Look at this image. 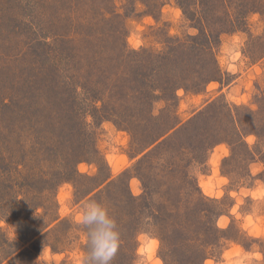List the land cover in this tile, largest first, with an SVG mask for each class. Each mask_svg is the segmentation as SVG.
Returning a JSON list of instances; mask_svg holds the SVG:
<instances>
[{
	"label": "rangeland",
	"instance_id": "rangeland-1",
	"mask_svg": "<svg viewBox=\"0 0 264 264\" xmlns=\"http://www.w3.org/2000/svg\"><path fill=\"white\" fill-rule=\"evenodd\" d=\"M149 2L0 0V80L7 79L10 83L13 76L14 82L21 80L17 84V99L7 109L0 107V264H83L88 252L87 229L76 224L75 217L85 201L99 202L98 197L77 194L73 182H63L43 195L37 193L43 186L39 174L30 177L26 186H18L16 179L10 184L11 175L12 178L24 177L26 172L29 175L30 169L36 172L48 169L52 160L63 159L71 144L76 148L82 145L86 159L77 168L90 176H102L99 173L102 166L112 176H118L141 156L132 158L133 138L128 130L112 120L95 122L79 105L77 110L76 105L70 107L76 123L71 122L63 132L58 128L54 131L51 122L46 126L43 123L38 132L31 131L26 119L33 117L36 105L56 111L60 107L58 98L41 87L45 78L39 77V66L50 63L46 60L48 57L43 58V53L52 48L42 43L41 36L52 35L57 30V26H52L55 22L49 23V16L58 13L60 19L68 21L75 11L89 15L98 34H110L115 29L123 34L128 49L138 51L143 48L158 50L168 38L198 33L178 0H157L152 6ZM53 38L55 35L49 40ZM62 44L64 47L71 45L61 42L59 46ZM216 56L221 68L219 81L208 83L200 92L180 89L174 106L158 100L155 113L166 118L172 111L178 120L185 122L212 100L253 110V118L247 117L248 130L252 132L245 137L255 150L253 160H242L239 156L223 167L224 159L232 157L230 145L223 142L208 152L206 163L195 160L188 170L196 178L201 193L221 202L217 206L223 208V214L215 222L229 229L227 234L231 237L208 255L205 264H264V146L261 147L263 153L256 150L261 140L253 133L257 123L261 119L264 122V15L249 14L243 28L222 33ZM25 87H29L30 92L24 90ZM29 97L33 98V103L27 102ZM223 118L227 120V116ZM40 139L42 143L38 144ZM129 184L135 195L142 194L139 179L131 178ZM41 203L45 209L40 208L35 216L31 209ZM54 216L59 218L56 223H52ZM150 223L151 220L143 224L134 244L130 242V235L123 233L124 242L120 240V243L125 247L121 248L120 244L121 252L118 250L112 264H166L157 230ZM128 240L130 244L126 243Z\"/></svg>",
	"mask_w": 264,
	"mask_h": 264
},
{
	"label": "trees",
	"instance_id": "trees-1",
	"mask_svg": "<svg viewBox=\"0 0 264 264\" xmlns=\"http://www.w3.org/2000/svg\"><path fill=\"white\" fill-rule=\"evenodd\" d=\"M156 1L150 0L149 5ZM178 4L198 33L168 38L158 50H130L121 32L114 29L110 34H98L93 28V18L75 10L68 21L60 19L58 13L49 16V23L55 22L52 26H57V30L52 34L53 41L49 40L52 37L49 33L41 36L42 43L52 48L43 53V58L48 57L46 60L50 63L39 66V77L45 78L41 87L58 98L60 107L56 111L36 105L33 117L26 119L31 131L38 132L43 123L46 126L51 122L54 131L58 128L63 132L73 122L70 107L76 105L77 110L79 105L95 122L112 120L128 130L133 138L131 156H141L118 176H112L105 166L99 168L102 176H90L77 168L86 159L82 145L76 148L71 144L63 159L52 160L48 169L39 172L30 169L29 175L25 170L24 177L11 175L9 183L13 184L16 179L18 186H26L30 177L39 174L43 186L37 193L45 195L63 182H73L77 194L98 197L99 203L107 207L119 227L121 241L124 242L123 233H128L134 244L143 224L151 220L166 264H205L208 255L231 237L227 234L229 229L215 222L223 214V208L217 206L221 202L201 193L188 167L195 160L206 163L208 152L223 142L232 150V157L224 159L223 167L239 156L242 160H253L255 150L245 137L252 132L248 130V118L254 112L246 106H229L212 100L182 122L172 111L166 118L157 115L155 103L165 100L174 106L179 98L178 90L200 92L208 83L219 81L221 68L216 49L221 34L243 28L249 14L264 15V0H178ZM61 42L71 45L59 46ZM19 81L14 82V76L10 77V83L7 79L0 80V107L7 109L17 99ZM24 90L30 92L29 87ZM262 96L264 100V92ZM29 101L34 102L30 97ZM257 125L253 133L261 142L256 150L263 153L262 119ZM37 143L41 144V139ZM134 177L143 187L141 195H135L130 187L129 180ZM40 208L45 209L44 204L31 209L35 216ZM58 219L54 216L52 223ZM120 244L121 248L125 247Z\"/></svg>",
	"mask_w": 264,
	"mask_h": 264
},
{
	"label": "clouds",
	"instance_id": "clouds-1",
	"mask_svg": "<svg viewBox=\"0 0 264 264\" xmlns=\"http://www.w3.org/2000/svg\"><path fill=\"white\" fill-rule=\"evenodd\" d=\"M75 223L87 229L88 252L83 264H112L120 247V233L107 207L95 200L85 201Z\"/></svg>",
	"mask_w": 264,
	"mask_h": 264
}]
</instances>
